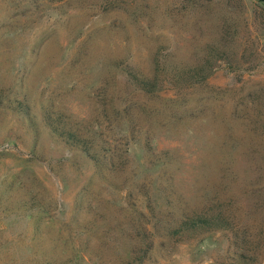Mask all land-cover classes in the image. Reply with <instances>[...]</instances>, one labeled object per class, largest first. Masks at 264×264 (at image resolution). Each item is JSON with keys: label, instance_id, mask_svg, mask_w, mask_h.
<instances>
[{"label": "rangeland", "instance_id": "rangeland-1", "mask_svg": "<svg viewBox=\"0 0 264 264\" xmlns=\"http://www.w3.org/2000/svg\"><path fill=\"white\" fill-rule=\"evenodd\" d=\"M0 264H264V0H0Z\"/></svg>", "mask_w": 264, "mask_h": 264}, {"label": "trees", "instance_id": "trees-1", "mask_svg": "<svg viewBox=\"0 0 264 264\" xmlns=\"http://www.w3.org/2000/svg\"><path fill=\"white\" fill-rule=\"evenodd\" d=\"M207 75H204V69L201 70H196V72L194 74H190V78H197V77H206ZM145 84H147V81L145 82ZM52 124V123H50ZM53 130L55 132H59L58 128L53 127ZM60 134L65 136L68 140H70L72 143L78 144L77 141L75 140L74 134L72 132H65V131H60ZM89 152V151H88ZM87 152V153H88ZM92 159H94L96 161L95 158L91 157ZM97 162V161H96ZM99 162V161H98ZM97 162L98 166L99 163ZM229 220L225 217L222 216H205V215H197L196 217L192 218L190 221H185L182 224V230L184 232H194L196 230L202 229V228H215V227H229Z\"/></svg>", "mask_w": 264, "mask_h": 264}]
</instances>
